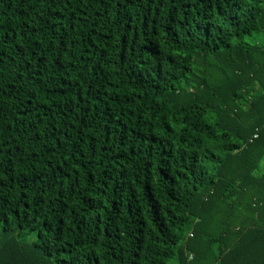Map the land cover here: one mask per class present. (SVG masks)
I'll return each instance as SVG.
<instances>
[{
	"label": "trees",
	"instance_id": "16d2710c",
	"mask_svg": "<svg viewBox=\"0 0 264 264\" xmlns=\"http://www.w3.org/2000/svg\"><path fill=\"white\" fill-rule=\"evenodd\" d=\"M0 264H264V0H0Z\"/></svg>",
	"mask_w": 264,
	"mask_h": 264
},
{
	"label": "rangeland",
	"instance_id": "374dc122",
	"mask_svg": "<svg viewBox=\"0 0 264 264\" xmlns=\"http://www.w3.org/2000/svg\"><path fill=\"white\" fill-rule=\"evenodd\" d=\"M246 41H248V42H255V40L253 38H250V37L247 38Z\"/></svg>",
	"mask_w": 264,
	"mask_h": 264
},
{
	"label": "built area",
	"instance_id": "2783aa9c",
	"mask_svg": "<svg viewBox=\"0 0 264 264\" xmlns=\"http://www.w3.org/2000/svg\"><path fill=\"white\" fill-rule=\"evenodd\" d=\"M255 137H257V135H255Z\"/></svg>",
	"mask_w": 264,
	"mask_h": 264
}]
</instances>
